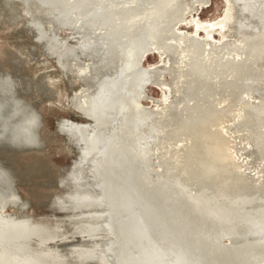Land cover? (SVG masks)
<instances>
[{"label":"water","instance_id":"water-1","mask_svg":"<svg viewBox=\"0 0 264 264\" xmlns=\"http://www.w3.org/2000/svg\"><path fill=\"white\" fill-rule=\"evenodd\" d=\"M0 264H264V0H0Z\"/></svg>","mask_w":264,"mask_h":264}]
</instances>
